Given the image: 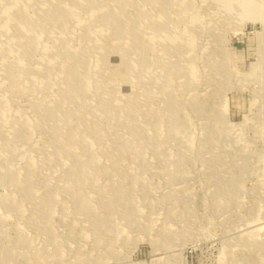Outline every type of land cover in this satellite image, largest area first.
Segmentation results:
<instances>
[{
    "label": "rangeland",
    "instance_id": "rangeland-1",
    "mask_svg": "<svg viewBox=\"0 0 264 264\" xmlns=\"http://www.w3.org/2000/svg\"><path fill=\"white\" fill-rule=\"evenodd\" d=\"M14 1L0 0V40L7 49L0 52V165L15 147L6 165L9 174L11 169L17 179L31 176L35 181L32 193H26L0 174V249L8 252L0 264H264V98L253 94L264 89V65L258 80L239 79L252 73L262 57L264 21L244 16L255 0H18L9 13L4 11ZM256 1L263 3L264 12V0ZM59 7H75L76 12ZM85 26L92 38L85 36ZM176 36L194 42L184 50L192 51L188 57L167 45ZM119 56H138L150 82H138L142 72L123 79H131L139 91L135 127L106 118L121 114L119 95L132 92L116 84L119 66L129 61L118 65L114 59ZM71 57L79 60L81 70L88 62L103 65L107 84L103 88L102 75L98 87L89 78V88L79 90L75 103L60 102L61 67ZM179 58L188 66V79L181 66L177 73L170 70ZM45 65L57 66L59 73L49 83L42 73ZM8 66L26 91L10 88L4 77ZM170 78L178 84L172 91L175 112L167 100ZM104 99L108 103L103 105ZM38 102L51 113L48 125L47 116L36 117ZM91 108L111 113L99 115L101 123L113 122L100 141L120 132L130 138V146L117 151L127 167L124 174L104 149L90 153L84 143L65 136L93 117ZM11 119L24 120L27 134L14 138ZM176 123L180 132L170 130ZM22 150L39 159L38 171L23 175L27 159ZM76 158L85 161L76 169L78 175L69 170ZM47 197L48 224L39 214ZM83 197L90 208H82ZM104 214L113 220H106L103 229Z\"/></svg>",
    "mask_w": 264,
    "mask_h": 264
},
{
    "label": "bare ground",
    "instance_id": "bare-ground-1",
    "mask_svg": "<svg viewBox=\"0 0 264 264\" xmlns=\"http://www.w3.org/2000/svg\"><path fill=\"white\" fill-rule=\"evenodd\" d=\"M13 1V0H12ZM78 1H80V0H78ZM85 1H87V0H85ZM175 1V0H174ZM247 1V0H246ZM245 1V2H246ZM58 2V1H57ZM153 2H154V0H153ZM262 2H263V0H262ZM160 3V2H159ZM236 3V2H235ZM20 4V2L18 1V0H15L14 1V3L12 4V5H10L9 7H7V8H5V10L4 11H6L7 13H9V10L10 9H12L13 7H15V6H17V5H19ZM166 4V3H165ZM254 6L253 7H248L249 9L245 12L244 11V16H249L248 14H250V15H253V16H255V15H257L258 17H260L261 18V20H263L264 21V12H263V6H261L262 4L260 3V2H257L256 0L254 1ZM164 5V4H163ZM22 7V6H21ZM65 7V6H64ZM154 7V6H153ZM162 7V6H161ZM160 7V8H161ZM66 9V8H65ZM63 7H59V10L60 11H63V10H65ZM76 8L74 7V8H71V9H69V8H67L66 9V11H72V12H76V10H75ZM162 9V8H161ZM164 9V8H163ZM160 10V9H159ZM167 10V9H166ZM157 12H159V11H157ZM169 12V11H168ZM78 14V13H77ZM159 14V13H158ZM42 15V14H41ZM68 15H66V16H64V17H67ZM78 17H79V14L77 15ZM159 16V15H158ZM62 16H59V18H60V20L62 19L61 18ZM160 17H161V14H160ZM39 18V17H38ZM42 18L43 19H46V16L45 17H43V15H42ZM81 18L82 17H79L78 19L81 21ZM8 19V18H7ZM41 20V19H40ZM62 20H66V18H63ZM195 21V20H194ZM122 22V21H121ZM135 22V21H134ZM137 22V21H136ZM161 22V21H160ZM197 22V21H196ZM195 22V23H196ZM5 23H7V21L5 22ZM114 23V22H113ZM116 23V22H115ZM8 24V23H7ZM15 24H17V25H21V23H19V22H17V20H15ZM118 24V23H117ZM127 24H128V22H127ZM136 24V23H135ZM169 25V24H168ZM112 27H114L113 25H111ZM119 26V25H118ZM86 28H88L87 26H85ZM124 27V26H123ZM22 28V27H21ZM16 30V29H15ZM88 30H89V28H88ZM124 33H126L127 32V28L125 29L124 28ZM168 32V31H167ZM96 35V34H95ZM198 35V34H197ZM86 37H88V38H92V32H91V30H89V36L88 35H85ZM98 36V35H97ZM195 38V37H194ZM103 41V40H102ZM101 41V42H102ZM101 42H99V43H101ZM169 42H170V44H167V45H169V47H170V49L171 50H176L177 48H180L181 49V51L183 50V56H185V57H188L190 54H191V52L190 53H186L185 54V51L184 50H186V48H193L194 46H192L193 44L192 43H194L193 41H191L190 43L188 42V43H186L185 41H183L182 40V38L180 37V36H176V37H172L171 39H169ZM204 42V41H203ZM25 43V41H22V45ZM259 43H260V53H261V55H262V57L260 58V62H258V65H257V67L255 68V70L251 73H249L248 74V76H239V79L244 83V82H247L248 80H258V73H259V71H260V67H262V65H264V34L260 37V39H259ZM87 45V44H86ZM164 45V44H163ZM164 46H166V45H164ZM203 47V46H202ZM172 48H174V49H172ZM169 49V50H170ZM4 50H6L7 51V49L5 48V46L2 44V41L0 40V52H2V51H4ZM87 50V49H86ZM167 50H168V48H167ZM65 51L68 53V55L70 54L69 52H71V50L70 49H68V48H66L65 49ZM78 52L79 53H75V54H79V56L82 54V51H80V50H78ZM56 54H58V52L57 51H55V55ZM54 55V54H53ZM180 57H182L181 55H180ZM71 59H72V57H71ZM205 59H207V58H205ZM57 60V59H56ZM56 60H54V59H50V61H52V62H56ZM129 60V61H128ZM78 59L76 58V59H72V60H70V62L69 63H65V64H63V66L61 67L62 69H63V73H64V75H65V79H62V80H64V82H63V86H61L60 87V89H59V94H58V97L59 96H61L62 98H63V100H62V98H61V101L60 102H64L65 100H64V98H66V99H68V101H72V103H75L76 102V96H80V94L82 93V92H85V90L87 89V88H89V86H88V81L90 80L89 78H92V79H96V86L98 87V85L101 83L102 85H103V88L104 87H106V81H107V77H106V75H105V79H104V69H106L105 67H103V65H94V64H91V63H86L85 64V66H84V70H81V69H78V66H77V64H78ZM104 61V60H103ZM114 61L115 62H117L118 63V65L120 64V63H123V62H125V61H128V63L127 64H125L124 65V67L121 65V66H119L120 67V70L122 71L121 73V77H119L118 78V81L116 82V84L117 85H121V86H123V85H126L128 88L129 87H131V89H132V92H129V93H125V90H124V92H122V93H120V95H119V98L121 99L120 100V104H121V108H122V113L121 114H119L118 113V115H115V116H108V115H110L111 113H109V112H106V111H104V113H102V114H104L105 115V117L106 116H108V117H106V118H111L113 121H115V120H118V121H126V122H128L129 123V125H131V126H133V127H135L136 126V123H137V119H135L136 118V116L134 115V113H133V110L135 109V106L138 104V99H139V96H138V94H137V92H139V91H136L135 90V86H134V84L135 83H132V81H131V79H130V82L129 81H127L126 82V80L125 81H123V79L125 78V76L128 74H140L141 72H142V74H140L139 75V78H137V79H139L138 80V82H140V81H142L143 83H146L147 85H150V82L148 81V80H146V78H145V73L147 72V70H145V71H143V66H144V64H143V62L141 61V59L139 58L138 59V56H132V58L131 57H122V56H119V57H117L116 59H114ZM179 61H180V63L177 65V63L176 64H174V65H172V64H170V70L173 72V74L174 73H177L178 71H179V69H180V67L179 66H181L182 68L180 69L181 71V73H183L184 75H186V77H187V79H188V73H189V71H188V66H185V63H184V61H185V59H183V58H179ZM102 63V62H101ZM222 63H223V65H224V62H223V58H222V61H221V66H222ZM103 64V63H102ZM256 64V63H255ZM7 65V64H6ZM82 65V64H81ZM118 67V68H119ZM55 68H57V66H55V65H53V66H49V65H45V68H43L42 69V73H43V75H44V81H45V83H49L50 81H52V79L54 80L55 79V77L59 74L58 72H57V69L55 70ZM81 68V67H80ZM184 68V69H183ZM147 69V68H146ZM190 70V69H189ZM170 72V71H169ZM181 73H180V75H181ZM25 74V73H24ZM173 74H171V76L173 77ZM179 74V73H178ZM64 75H63V78H64ZM100 75H102V77L100 78L99 76ZM137 75H136V77H137ZM35 76V75H34ZM183 76V75H182ZM189 76H191L192 77V79L193 80H195L196 79V74L195 73H192L191 71H190V75ZM4 77L8 80V82H10V84H9V86H10V88H13V87H19L18 89H20L21 90V92H24V91H26L27 90V88L26 89H22V85H20L22 82L21 81H19L16 77H15V73L12 71V67H10V66H8V67H6L5 68V71H4ZM184 77V76H183ZM100 78V81H98V82H100V83H97V79H99ZM181 78V77H180ZM126 79V78H125ZM27 80V79H26ZM37 80V79H36ZM133 80V79H132ZM170 80H171V78H170ZM185 80V79H184ZM19 81V83H18V85H17V82ZM105 81V82H104ZM89 82H91V81H89ZM127 84H126V83ZM137 82V83H138ZM170 82V90H169V85H168V91H170V97H167L168 99V103H169V106L170 107H172V109H173V111L175 112L176 110L178 111V108H176L177 106H176V99H177V97L175 96L174 97V95H176V93H173L172 91H175L176 89H177V85L173 82V80H171V81H169ZM184 83H186L185 81H183ZM182 82V83H183ZM192 82V81H191ZM195 82V81H194ZM141 83V82H140ZM179 83V82H178ZM90 84V83H89ZM142 84V83H141ZM32 86V85H31ZM44 86H46L45 84H44ZM193 87V86H192ZM39 88H41V86L39 87ZM84 88H85V90H84ZM103 88H102V90H103ZM108 88V87H107ZM196 88V87H195ZM41 90V89H40ZM79 90H82V92L80 93L79 92ZM91 90V89H90ZM42 91V90H41ZM150 91V90H149ZM93 93V92H92ZM105 93V92H104ZM109 94V93H108ZM174 94V95H173ZM254 95H257V94H259V96L260 97H262V98H264V89L263 88H261V90L259 91V92H254L253 93ZM83 95V94H82ZM140 95V94H139ZM172 95H173V97H172ZM115 96V95H114ZM196 97V96H195ZM255 97V96H254ZM257 98H258V96H256ZM197 98V97H196ZM252 98V101L253 100H255L256 98H253V97H251ZM79 99V98H78ZM98 99V98H97ZM110 100V99H109ZM114 100V99H113ZM79 101V100H78ZM102 100H100V102H101ZM103 102H106V103H108L105 99L101 102V104H103ZM180 102V101H179ZM263 102V108H264V101H262ZM40 105H35V110L37 111L36 113V117L37 118H41V119H43L44 117H48V118H46V120H44L45 122H46V125H48V119H50V122H51V113H49V111H47V109H45L46 107H43V103H40V102H38ZM92 103V102H91ZM105 103V104H106ZM119 103V102H118ZM94 104V103H93ZM64 105V104H63ZM79 105V104H78ZM88 105V104H87ZM104 105V104H103ZM92 106V105H91ZM95 106V105H94ZM176 106V107H175ZM258 106H259V104H258ZM77 107V106H76ZM113 107V106H112ZM90 108V107H89ZM88 108V109H89ZM124 108H125V110H124ZM93 108H91V110H92ZM106 109V108H105ZM120 109V108H119ZM260 109V108H259ZM77 111V110H76ZM80 111V110H79ZM135 111V110H134ZM84 112V111H83ZM77 113H78V111H77ZM90 113H91V116H93V117H90V118H88L87 120H86V118H85V120L83 121V123L80 125V127H79V129L78 128H75V127H73L71 124V126H72V128H69V131H66V133H65V136L66 137H68L69 135L70 136H72L76 141H77V143H84L85 144V146H86V148H87V150H89L90 151V153H91V151H93V150H98L99 152H100V150L99 149H104L105 150V152L107 153V155L109 156H111L112 158H110V161L113 163V166H115V169L116 170H118V169H120L122 172V174H124L125 172H126V169H127V167H126V165L124 164V163H122V161H121V159H120V157H118V155H119V152H121V150H126L129 146H130V138H128L127 139V137L125 138L124 136V134L122 133V132H120V133H117L118 134V136H116V137H112V138H108V140H102V141H100V139H99V136L100 135H102V134H107L108 135V129H110L111 128V126H113V122L112 123H110V122H108L107 124L106 123H101L100 121H102V118H104V117H102V118H100V116L99 115H102V114H100L99 112H97V111H95L94 109L92 110V111H90ZM136 113V112H135ZM83 114V113H82ZM137 116H138V113H137ZM179 117V119L181 118V121H182V123L184 124V123H186V118L184 117L183 118V116H181L180 114L178 115H176V117ZM85 117V116H84ZM24 118H25V121L26 122H29L30 121V119L29 118H26L25 116H24ZM79 118H80V116H79ZM32 119V118H31ZM75 120V119H74ZM81 120V119H80ZM178 120V119H177ZM251 121V119H249V121L248 122H250ZM19 122V123H18ZM69 122V121H68ZM140 122V121H139ZM11 123H12V134H13V136H14V138L16 137V136H19V135H22L23 133H26L27 134V131H28V127H27V125H25L24 124V120H18L17 122H15L14 120H12L11 119ZM31 123V122H30ZM34 123L36 124V122L34 121ZM80 124V123H79ZM156 125V124H155ZM178 124L176 123V126H171L170 127V130L171 131H173V132H180V128H182V127H180L179 125L177 126ZM31 126V125H30ZM30 126H29V128H30ZM78 126V125H77ZM157 128V127H156ZM155 128V129H156ZM158 130H159V128H158ZM45 133V132H44ZM42 137V136H41ZM13 138V137H12ZM142 138V137H141ZM45 139V138H44ZM28 140V139H27ZM28 144V143H27ZM14 145V144H13ZM11 148H12V150H11ZM11 148L7 151V153H5L4 155L6 156V163L4 164V167L3 168H1V165H0V174L1 175H3V176H9L11 179H9V180H11L18 188H20V189H22L23 191H25L26 193L27 192H30L31 191V193H32V188L34 187L33 185H34V181H35V179L33 178V177H31V176H29V177H25V179H17L16 177H15V174L13 173V171L10 169V171H11V176H10V174H9V168L8 167H6V165H7V161H9V156H10V154L12 153V152H16V149H15V147H12L11 146ZM85 148V149H86ZM139 148V147H138ZM67 149V148H66ZM23 151V150H22ZM66 151H69L68 149L67 150H64L63 151V153L62 154H64ZM88 151V152H89ZM97 151V152H98ZM117 151H119V152H117ZM101 153V152H100ZM1 154V153H0ZM22 154L24 155V157H26V161H25V169H26V171L23 173V175H27L29 172H31V171H38L37 170V168H39V167H41V162L39 161V159H38V161H34V160H32V159H30L28 156H27V153L25 152V151H23L22 152ZM52 154V153H51ZM51 154L50 155H46V159H50V157H51ZM97 155V154H96ZM95 155V156H96ZM93 156V155H92ZM0 157H1V155H0ZM92 158V157H91ZM99 158V157H98ZM62 159V158H61ZM95 159H97V157H95ZM94 159V160H95ZM92 160V159H91ZM63 161V160H62ZM109 161V159H108V162H110ZM100 162V161H99ZM44 164V163H43ZM85 164V161L82 159V158H76L75 159V161L73 162V163H71V164H69V170L70 171H72V172H74V174H76V175H78V172H77V170L76 169H80V167H82L83 165ZM82 165V166H81ZM110 165V164H109ZM100 168H102V167H100ZM134 170V169H133ZM234 170V169H233ZM114 171V170H113ZM112 170L111 171H107V170H102L101 169V171L100 172H105V173H110V172H113ZM97 173V172H96ZM101 174V173H100ZM114 175V174H113ZM130 175V174H129ZM111 178V177H110ZM234 178V177H233ZM123 179V178H122ZM0 180H2L1 178H0ZM62 180V179H61ZM238 180V179H237ZM59 181V180H58ZM63 181H65V178H64V180ZM138 181V180H137ZM136 181V182H137ZM49 182V181H48ZM150 184V183H149ZM65 185H69L68 184V182L66 181L65 182ZM70 187H68V189L70 190L71 188H72V185L70 184L69 185ZM138 187H139V185H138ZM153 188H156V187H153ZM184 190V189H183ZM192 190V189H191ZM112 191V190H111ZM186 191V190H185ZM189 191V190H188ZM151 192H152V189H151ZM71 193V192H70ZM173 193V192H172ZM182 193H183V191H182ZM79 196H81L80 195V193L78 194ZM111 196H112V194H111ZM80 199H83V200H81V202H82V204H81V206H82V208H90V205H91V203H90V201H89V199L87 198V197H83V198H80ZM40 200H42V199H40ZM45 200V199H44ZM107 201V200H106ZM108 201H109V198H108ZM107 201V202H108ZM36 202V201H35ZM41 202H43V203H41V204H39V210H40V215H41V218L42 219H44V221L48 224L50 221H49V219L51 218V216H52V213H51V208H50V205H49V202H48V197H47V199L45 200V201H41ZM37 203V202H36ZM19 208H20V206L19 205H17ZM105 206V205H104ZM38 207V206H37ZM17 208V207H16ZM95 208V207H94ZM113 208V207H112ZM34 209V208H33ZM36 209V208H35ZM86 210V209H85ZM99 210V209H98ZM24 211V210H23ZM135 211V210H134ZM38 212V211H37ZM36 213V212H35ZM102 213V212H101ZM169 213V212H168ZM100 214V213H99ZM40 215H38L37 217H39ZM105 215V216H104ZM104 215H102V216H104L103 218H102V221H103V223H100V225L102 226V228L104 229L105 228V225L106 224H108L109 222L108 221H106V220H113V217L111 218L110 217V215L108 216V217H106L107 216V214H104ZM174 215V214H173ZM33 216V215H32ZM93 217V216H92ZM100 217V216H99ZM131 218V217H130ZM33 219V218H32ZM36 219V218H35ZM94 219V218H93ZM97 219V218H96ZM58 220H60V219H58ZM75 222V221H74ZM29 223V222H28ZM75 223H77V222H75ZM97 223H98V220H97ZM46 224V227L48 228V229H50V230H52V227L49 225H47ZM133 225H134V223H133ZM151 226V225H150ZM153 226V225H152ZM160 227V226H159ZM98 228V227H97ZM170 228V227H169ZM96 229V228H95ZM107 229V228H106ZM107 230H109V229H107ZM159 230V229H158ZM157 230V231H158ZM127 231V230H126ZM151 231V230H150ZM171 231V230H170ZM81 232V231H80ZM123 233V232H122ZM121 233V234H122ZM163 233H164V231H163ZM157 234V233H156ZM160 236V235H159ZM162 236H163V234H162ZM97 238V237H96ZM78 239V238H77ZM99 239V238H98ZM25 241V240H24ZM77 241V240H76ZM99 241H101V240H99ZM57 243V242H56ZM78 243H79V241H78ZM101 243H103V242H101ZM33 246V245H32ZM55 246V245H54ZM57 247V246H56ZM32 249V248H31ZM58 249V248H57ZM35 250V249H34ZM37 250V249H36ZM40 251H41V249H39ZM39 251V252H40ZM35 252V251H34ZM115 252V251H114ZM118 252V251H117ZM8 252H6L4 249H0V259H4L5 257H6V254H7ZM38 253V252H37ZM42 253V252H41ZM41 253H39V255L41 256ZM33 255V254H32ZM34 255H35V253H34ZM37 255V254H36ZM35 255V256H36ZM43 255V254H42ZM20 256V255H19ZM39 256V257H40ZM60 257V256H59ZM36 259V257H33V259ZM28 259H29V256H28ZM32 259V258H31ZM7 260V259H6ZM18 260V259H17ZM39 260V259H38ZM65 260V259H64ZM67 260V259H66ZM87 260V259H86ZM36 262H37V260H36ZM39 262H40V260H39ZM58 262V261H57ZM36 264V263H35ZM42 264V263H41Z\"/></svg>",
    "mask_w": 264,
    "mask_h": 264
}]
</instances>
